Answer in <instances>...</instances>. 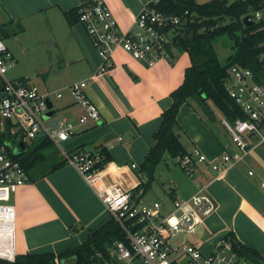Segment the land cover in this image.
Wrapping results in <instances>:
<instances>
[{
	"label": "crops",
	"instance_id": "0c3cea01",
	"mask_svg": "<svg viewBox=\"0 0 264 264\" xmlns=\"http://www.w3.org/2000/svg\"><path fill=\"white\" fill-rule=\"evenodd\" d=\"M93 1L0 0V24L12 22L9 26L17 34L20 52L26 53L23 48L28 33L35 36V42L43 40L50 47L54 45L55 54L49 53L48 60L57 67L38 72L44 84L41 92L54 94L58 99L57 111L74 124V132L66 141L51 146L59 152L60 158L55 162H61L59 168L40 176L46 170L41 171L39 165L28 173L29 182L12 195L16 213V255L58 254L72 249L110 220V213L94 190L66 163L61 150L105 148L111 160L104 165V185L119 184L130 192L145 181L139 165L155 143L154 133L161 113L171 103L170 92L181 84L184 70L190 64L186 54L188 58H182L180 65L161 61L149 68L118 49L112 54L113 68L91 80L101 60L85 27L78 22L68 24L64 12ZM103 1L122 30L131 27L146 3V0ZM78 81H88V97L101 114L98 124L78 123L83 109L74 103L68 90L70 84ZM56 94L61 96L57 98ZM210 112L208 119L190 100L182 104L175 133L186 153L196 148L208 160L216 161L229 139L219 126V120L213 121L212 110ZM55 117L62 119L56 116V110ZM58 156L55 155V159ZM250 169L254 170L252 176L247 174ZM197 182L207 184L216 210L190 241L198 245L203 254H209L231 233L264 257V138L255 142L245 163L229 168L224 174L204 164L195 165L193 178L187 180L180 195L172 188L173 200L191 197L196 192Z\"/></svg>",
	"mask_w": 264,
	"mask_h": 264
},
{
	"label": "built area",
	"instance_id": "2783aa9c",
	"mask_svg": "<svg viewBox=\"0 0 264 264\" xmlns=\"http://www.w3.org/2000/svg\"><path fill=\"white\" fill-rule=\"evenodd\" d=\"M157 3L158 0H146L128 30L119 27L103 0L77 8V22L85 27L101 60L91 80L113 68L112 54L118 49L149 68L161 61L172 62L173 39L185 24L189 11L165 12L157 8ZM263 9L264 5L248 13L249 20L254 24L264 20ZM262 59L264 63V53ZM14 63L11 52L0 39V260L8 262H13L16 256V213L11 198L19 187L29 182L28 173L15 156L27 151L36 140L47 139L59 145L74 132V124L65 118H57L55 125L48 124L51 118H44L49 111L47 101L52 103L51 93H42L26 79L7 78L6 73ZM228 75L225 90L245 119L231 121L221 117L220 124L229 141L218 160H208L196 148L175 158L190 178L197 164L224 174L229 168L245 163L255 142L264 138V83L258 82L252 70L237 65L228 69ZM87 87L88 81H78L70 84L68 90L74 103L83 109L78 123L98 124L101 114L88 97ZM60 96L56 94L57 98ZM61 154L94 190L125 233V241H115L109 248L104 264H256L234 252L228 238H222L217 249L209 254H203L188 239L216 210L207 184L197 182L196 192L187 199H174L170 210L158 201L136 204L119 184L104 185L106 172L104 165L99 167L103 160L99 151L61 150ZM247 174L254 175V170H248ZM55 264H59L58 260Z\"/></svg>",
	"mask_w": 264,
	"mask_h": 264
},
{
	"label": "trees",
	"instance_id": "16d2710c",
	"mask_svg": "<svg viewBox=\"0 0 264 264\" xmlns=\"http://www.w3.org/2000/svg\"><path fill=\"white\" fill-rule=\"evenodd\" d=\"M264 5V0H210L198 4L193 0H158L157 8L165 12L182 13L189 11L185 24L178 30L173 39V45L181 48L188 57L190 64L184 70L181 84L169 94L170 105L162 111L157 131L154 133V145L139 165V171L145 175V181L140 182L129 194L133 203H139L151 188L154 173L163 155L168 153L171 158L183 156L179 136L175 133L177 114L180 106L188 103L191 98L209 108L208 102L229 120L245 119V115L228 96L224 84L228 79V69L232 65L252 70L260 83H264V20L245 26L241 19L251 11ZM68 24L78 21L77 8L64 12ZM226 20V21H225ZM8 22L0 25V31L9 34ZM226 35L233 41L234 52L230 54L225 64H221L214 50L213 43L220 36ZM173 46V47H174ZM204 108V107H203ZM53 144L47 139L33 142L28 150L15 156L24 170L29 173L43 164L49 156L46 150ZM103 157L99 167L111 160L105 148L99 150ZM60 163L54 164L43 172L44 176L59 168ZM228 238L231 248L238 255L252 260L256 264H264V257L256 250L239 242L231 233ZM125 241V233L119 224L110 218L108 222L92 232L78 246L61 253L32 252L18 254L13 262L0 260V264H104L109 248L115 241ZM99 253L100 257L95 254ZM70 260V261H69Z\"/></svg>",
	"mask_w": 264,
	"mask_h": 264
},
{
	"label": "rangeland",
	"instance_id": "374dc122",
	"mask_svg": "<svg viewBox=\"0 0 264 264\" xmlns=\"http://www.w3.org/2000/svg\"><path fill=\"white\" fill-rule=\"evenodd\" d=\"M193 1L198 4H202L210 0ZM231 1L233 0H228V2ZM261 14L264 18V9L261 11ZM9 29L11 30L9 31L8 35L0 31V39L11 51V54L15 60L14 65L6 73L7 78L10 80L19 78L28 79L30 84L37 86L40 91H42L44 88V84L41 80V75H38V72H41L43 70L47 71L49 69H55L57 67V64H50L48 60L49 53L55 54L54 45L52 44V46L50 47L47 44V41L43 40L41 42H35V36L31 33H28L26 35L27 41L24 42L26 45H24L23 48L26 50V53H23L22 51L20 52L22 48L16 40L17 34H15V31H13V28L9 27ZM232 46L233 41L226 35L220 36L213 43L214 50L221 64H225L227 57L234 52ZM172 53V62L176 65H180V61L182 60V58H188L186 56V53L183 52L178 46L173 47ZM50 98L53 103V107L56 110V116L62 118V116L59 114V111H57L58 99L55 98L54 94H52ZM197 100L198 99L196 98L190 99L192 105L196 106V108L199 109L200 112L208 119L211 117L212 113L210 111L212 110L213 121L217 118L220 124L222 115L217 111V109L208 102L209 109H211L209 110L205 106H202ZM219 126H221V124ZM177 129L178 126L174 128V131H177ZM219 129H222V127H219ZM45 153L47 156H50L39 167L41 171H45L52 167V165H54L55 162L60 158L59 152L54 147H49ZM55 155H59L58 157H56L57 159H55ZM189 179V175L186 174L185 170L180 167L177 161L174 158H171L168 153H165L160 163L156 167L154 173V181L152 183L151 189L149 192H147V194H145L140 203L152 204V202L158 201L165 206L166 210H170L174 198V195L171 192L172 188H175L177 195H180L181 191L184 189L185 183ZM174 184L176 185V187L174 186ZM193 236H196V234L189 236L188 239L191 240Z\"/></svg>",
	"mask_w": 264,
	"mask_h": 264
},
{
	"label": "water",
	"instance_id": "95a60500",
	"mask_svg": "<svg viewBox=\"0 0 264 264\" xmlns=\"http://www.w3.org/2000/svg\"><path fill=\"white\" fill-rule=\"evenodd\" d=\"M241 21L245 26H252L254 24L253 21L249 20L248 15H245L244 17H242ZM47 107H48L49 111L47 113H45L44 118L45 119L51 118L50 120H48V124L49 125H55L57 123V117H54L55 110L52 109V103L50 101H47ZM20 147L22 150H24L23 144H21Z\"/></svg>",
	"mask_w": 264,
	"mask_h": 264
}]
</instances>
